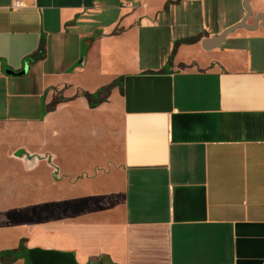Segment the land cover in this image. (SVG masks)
Instances as JSON below:
<instances>
[{
    "label": "crops",
    "instance_id": "crops-1",
    "mask_svg": "<svg viewBox=\"0 0 264 264\" xmlns=\"http://www.w3.org/2000/svg\"><path fill=\"white\" fill-rule=\"evenodd\" d=\"M0 126L22 153L0 252L264 264V0H0Z\"/></svg>",
    "mask_w": 264,
    "mask_h": 264
},
{
    "label": "rangeland",
    "instance_id": "rangeland-1",
    "mask_svg": "<svg viewBox=\"0 0 264 264\" xmlns=\"http://www.w3.org/2000/svg\"><path fill=\"white\" fill-rule=\"evenodd\" d=\"M146 36L143 39L144 50L149 48ZM162 38H160L161 46L166 44V39ZM60 99L57 95L53 96L50 108ZM21 155L20 128L0 126V235L5 232L7 224L10 223L7 209L12 202L16 201L15 196L20 193ZM45 171L48 176L47 170Z\"/></svg>",
    "mask_w": 264,
    "mask_h": 264
},
{
    "label": "trees",
    "instance_id": "trees-1",
    "mask_svg": "<svg viewBox=\"0 0 264 264\" xmlns=\"http://www.w3.org/2000/svg\"><path fill=\"white\" fill-rule=\"evenodd\" d=\"M192 40H184L180 41L179 43H189ZM171 61V60H170ZM114 86H121L120 81L116 80L111 85L99 90L95 94H89L85 93L84 97L88 100L89 106L91 108H95L102 104L103 102H106L108 99V95L110 94V91ZM28 253L29 251H26L23 247H20L19 250L14 251H2L0 252V262H4L6 264H11L15 262L18 258H20L22 255L26 256L28 260Z\"/></svg>",
    "mask_w": 264,
    "mask_h": 264
},
{
    "label": "water",
    "instance_id": "water-1",
    "mask_svg": "<svg viewBox=\"0 0 264 264\" xmlns=\"http://www.w3.org/2000/svg\"><path fill=\"white\" fill-rule=\"evenodd\" d=\"M242 26L243 23H240L239 25L227 30L218 40H222L230 32ZM29 260L32 264H76L73 258L69 255L39 250H31L29 252Z\"/></svg>",
    "mask_w": 264,
    "mask_h": 264
},
{
    "label": "built area",
    "instance_id": "built-area-1",
    "mask_svg": "<svg viewBox=\"0 0 264 264\" xmlns=\"http://www.w3.org/2000/svg\"><path fill=\"white\" fill-rule=\"evenodd\" d=\"M138 1H142V0H138ZM20 7H22V3L20 1H16L12 5V8H15V9H18Z\"/></svg>",
    "mask_w": 264,
    "mask_h": 264
}]
</instances>
